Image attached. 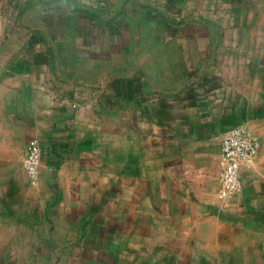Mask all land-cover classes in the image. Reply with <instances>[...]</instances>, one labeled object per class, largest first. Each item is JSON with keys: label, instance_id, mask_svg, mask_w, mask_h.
I'll list each match as a JSON object with an SVG mask.
<instances>
[{"label": "crops", "instance_id": "obj_1", "mask_svg": "<svg viewBox=\"0 0 264 264\" xmlns=\"http://www.w3.org/2000/svg\"><path fill=\"white\" fill-rule=\"evenodd\" d=\"M1 33L11 31L0 22ZM13 49L0 41V264L27 256L33 211L66 225L81 211L90 227L106 235L112 227L116 242L135 247L141 233L132 228L151 226L149 248L157 233L166 242L190 241L192 231L231 242L242 221L264 226V59L220 65L208 85L159 95L138 76L93 81L71 60L57 71L42 47L17 59ZM238 68L244 77L231 79ZM237 123L256 135L257 153L241 166L239 190L220 200L221 141ZM32 138L42 147L35 184L23 167Z\"/></svg>", "mask_w": 264, "mask_h": 264}, {"label": "rangeland", "instance_id": "obj_2", "mask_svg": "<svg viewBox=\"0 0 264 264\" xmlns=\"http://www.w3.org/2000/svg\"><path fill=\"white\" fill-rule=\"evenodd\" d=\"M0 11L11 31L0 41L14 47L12 58L35 56L42 47L45 57L59 60L52 67L60 73L71 60L80 76L134 75L142 90L159 95L208 85L220 65L264 59V0H7ZM25 43L33 50L22 49ZM242 74L238 68L231 79ZM33 212L27 256L13 264H264V226L243 221L231 228L235 241L192 231L190 241L166 242L157 233L149 248L144 236L151 226L132 228L141 233L135 247L116 242L112 227L109 235L90 227L81 211L67 219L70 225ZM169 247L179 257H166Z\"/></svg>", "mask_w": 264, "mask_h": 264}, {"label": "built area", "instance_id": "obj_3", "mask_svg": "<svg viewBox=\"0 0 264 264\" xmlns=\"http://www.w3.org/2000/svg\"><path fill=\"white\" fill-rule=\"evenodd\" d=\"M257 137L245 123L229 127L221 141L220 175L217 197L226 200L236 193L241 185L240 169L251 162L257 153ZM42 147L37 138L26 145L23 167L31 184L38 180L41 167Z\"/></svg>", "mask_w": 264, "mask_h": 264}]
</instances>
